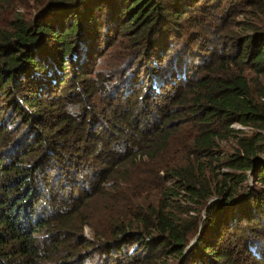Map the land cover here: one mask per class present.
<instances>
[{
    "label": "trees",
    "instance_id": "trees-1",
    "mask_svg": "<svg viewBox=\"0 0 264 264\" xmlns=\"http://www.w3.org/2000/svg\"><path fill=\"white\" fill-rule=\"evenodd\" d=\"M4 10L0 264H264V0H0ZM117 37L128 53L97 69ZM92 89L103 106L87 110ZM15 152L31 166L1 163ZM129 158L148 161L153 200L128 197L70 253L37 243L46 196L31 205L24 173L81 179L57 243L84 186L98 192Z\"/></svg>",
    "mask_w": 264,
    "mask_h": 264
},
{
    "label": "rangeland",
    "instance_id": "rangeland-1",
    "mask_svg": "<svg viewBox=\"0 0 264 264\" xmlns=\"http://www.w3.org/2000/svg\"><path fill=\"white\" fill-rule=\"evenodd\" d=\"M21 10L27 11V13H32L33 11L31 7L21 8ZM7 12L8 11L6 10L0 12V25L4 22L6 17H10ZM126 47L127 43L125 39H121L118 37L115 38L113 43L103 50L102 53H104L105 57H102L100 59L98 63L99 67L97 69H103V71H107L108 65L112 63L118 64L119 62H122L124 54L126 55L128 53V49ZM247 73L249 77H254V74L252 72ZM261 82L264 85V76L261 77ZM92 91L93 92L89 93L87 98H85L87 110L88 107L91 105H93L94 107L103 106V102L100 99V94L93 89ZM232 126L235 128L240 127L237 123H234ZM244 129L246 131L249 130L247 128ZM30 136L31 138L34 137L32 133ZM31 138H29L30 141L33 140V138ZM221 147L224 151L231 152L234 148V141H223L221 143ZM173 148L179 151L178 144H175ZM24 149H26V146ZM41 149L39 150L41 151ZM93 150L94 149H92V151ZM28 155L29 157L31 156V154ZM11 157L13 158L10 162L5 159L4 162L1 163L3 165L7 164L8 166L18 164L21 165L24 169L26 167H30L32 164L28 160L29 157L25 155L23 156V153L19 154L15 152L14 156ZM89 161L92 160L89 159ZM89 165L90 163L83 162L77 170L79 171L78 173L85 174L86 171L89 169ZM147 166L148 161L145 158L144 161L135 160V162L133 161V159L129 158L127 159V161L122 163V165L119 167L120 169L117 174H113L114 176L112 175V177L107 182H104L100 186L98 192H95L94 190L92 191L89 187L84 186V190L87 191L88 195L80 196L78 201H76V204L73 206L74 208H76V211L74 210L75 212L73 211L74 213L70 215L66 221L62 220L63 223H60L62 225H67L66 223H68V226L71 227V231L65 233V238L58 237L57 243L60 242L59 244L56 243V237H54L49 242L50 236L52 234H56L53 233V231L51 230H54L55 232V229L59 224L60 218H62L64 215V213L62 212L66 209L67 199L71 198L72 193H78V195L84 194V192H81L80 189L77 188L81 179H79L78 182L76 179H74V182H72V180L68 181V179L66 178L67 174L63 175V172H61V175L58 172H53L54 174L52 176L50 174H48L46 177L43 176V174H38V176L37 173H33L32 169H29L30 172H26L23 174L24 178L29 179V185L33 189L31 198L28 199L29 202L31 201V205H33V201H35V198H38L39 195L46 196L41 197L36 204V209L34 211H37L38 213L32 212L37 215V220H42L43 222H45V225L44 227H40L39 231L34 232L32 236L36 237L37 243H39L40 246H43V243L45 242L51 244L50 246H48L49 249H51L52 247H55L57 251L60 249H64L62 252L58 253V255L62 253H70L73 249H79L80 246L76 245V242L78 240H80L81 242L84 241L82 238L93 239L94 231L101 229L102 226L107 223L109 214L118 211L121 208L122 202L125 201L128 197H131L132 195H138L140 199H154V190L147 188L149 180V178L146 176ZM222 170H225V168H223ZM18 173L21 174L20 172ZM1 174H3V172L0 171V179L2 177ZM123 176L127 178L126 181L123 180ZM71 185H73L74 188H72ZM0 195H3L1 190ZM54 199H63L65 206L60 207L65 208H59L56 211L52 210L51 203ZM38 214L40 217L38 216ZM51 226L53 228H51ZM78 236H80L81 239ZM55 254L56 252H53V255ZM47 264H54V262L48 261Z\"/></svg>",
    "mask_w": 264,
    "mask_h": 264
}]
</instances>
